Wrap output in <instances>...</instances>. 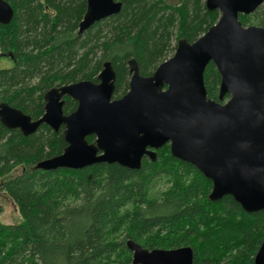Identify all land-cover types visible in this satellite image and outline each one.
<instances>
[{
    "label": "trees",
    "instance_id": "1",
    "mask_svg": "<svg viewBox=\"0 0 264 264\" xmlns=\"http://www.w3.org/2000/svg\"><path fill=\"white\" fill-rule=\"evenodd\" d=\"M6 1L14 17L0 23V56L14 65L0 69V103L33 119L43 115L49 89L98 81L107 61L116 72L114 98L124 95L131 59L142 75H151L176 50L175 36L193 42L220 15L205 0H121L119 13L80 34L87 0ZM240 20L264 27V4ZM204 79L208 96L218 99L221 76L213 62ZM76 107L66 97L64 112ZM63 129L44 124L25 136L0 121V191L23 218L18 224L0 220V264H133L128 239L149 249L190 246L195 264H255L264 210L247 212L231 195L210 200L212 181L172 156L169 145L157 150L156 161L145 157L138 169L117 163L39 168L67 146ZM159 179L167 186L156 194L153 182Z\"/></svg>",
    "mask_w": 264,
    "mask_h": 264
},
{
    "label": "water",
    "instance_id": "2",
    "mask_svg": "<svg viewBox=\"0 0 264 264\" xmlns=\"http://www.w3.org/2000/svg\"><path fill=\"white\" fill-rule=\"evenodd\" d=\"M122 4L87 0L78 32L119 13ZM263 4L205 0L209 11H219L217 22L193 42L178 39L174 54L151 75H142L131 59L124 95L114 98L116 72L107 61L98 81L49 89L41 117L33 119L1 102L0 121L25 136L44 124L56 132L63 126L67 146L40 161L41 169H82L98 163L138 169L145 157L156 161L157 150L169 145L172 156L193 164L212 181L210 200L231 195L247 212L264 210V27L240 20L241 14H252ZM13 17L11 4L0 0V23ZM210 62L221 76L218 99L208 96L205 85ZM66 97L77 101L69 113L63 108ZM126 246L133 264H195L190 246L149 249L132 239ZM254 261L264 264V240Z\"/></svg>",
    "mask_w": 264,
    "mask_h": 264
},
{
    "label": "rangeland",
    "instance_id": "3",
    "mask_svg": "<svg viewBox=\"0 0 264 264\" xmlns=\"http://www.w3.org/2000/svg\"><path fill=\"white\" fill-rule=\"evenodd\" d=\"M180 1L181 0H168V2H170L172 4H175V3L177 4ZM247 25H254V23L251 21V22H248ZM176 41H177V38L175 36L173 38V45L174 44L177 45ZM174 52H171L169 54L168 58L171 57L174 54ZM13 65H14V60L13 59H11V58H9L7 56H4V55L0 56V69L1 68H10ZM36 82H37V79L33 80L31 82V84L33 85ZM20 169H21L20 167L16 168L11 175L18 174ZM11 175H9V176H11ZM0 181H1V179H0ZM153 183H154L153 191L156 194L158 192H161V190H163L167 186V181L163 180V179L156 180ZM0 205L3 207V211H2V213L0 215V220L3 223H5V224H18V223L22 222L23 218H22L21 214L19 213L15 202L3 191H0Z\"/></svg>",
    "mask_w": 264,
    "mask_h": 264
},
{
    "label": "flooded vegetation",
    "instance_id": "4",
    "mask_svg": "<svg viewBox=\"0 0 264 264\" xmlns=\"http://www.w3.org/2000/svg\"><path fill=\"white\" fill-rule=\"evenodd\" d=\"M66 99V98H65ZM63 127V126H62Z\"/></svg>",
    "mask_w": 264,
    "mask_h": 264
}]
</instances>
